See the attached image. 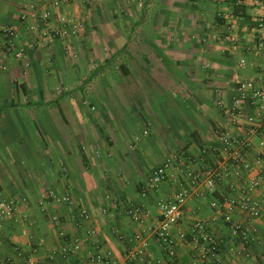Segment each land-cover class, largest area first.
Returning a JSON list of instances; mask_svg holds the SVG:
<instances>
[{"label": "crops", "instance_id": "obj_1", "mask_svg": "<svg viewBox=\"0 0 264 264\" xmlns=\"http://www.w3.org/2000/svg\"><path fill=\"white\" fill-rule=\"evenodd\" d=\"M50 1L0 0V67H4L0 68V199L19 201L15 218L0 223V259L19 260L21 252L23 257L48 260L55 253L49 264H85L88 249L99 247L124 264L129 248L143 247L162 264H215L204 255L205 244L194 239V226L202 223L220 242L218 256L223 264H264V217L254 218L239 205L244 199L259 202L264 214V184L253 193H247L243 184L245 179L264 175V127L249 137L242 179L227 172L211 190L201 179L198 190L205 195L187 203L184 220L174 228L178 246L173 258L156 243L154 229L180 182L189 184L188 166H172L167 181L144 193L151 170L175 152L190 156L195 162L191 169L196 170L203 146L215 131L243 135L242 126L226 115V107L237 80L264 79V55L253 50L256 40H244L245 26L253 27L255 18H264V8L248 0L247 22H243L234 20L224 0H201L213 4V9L209 5L201 9L200 0H164L172 5L159 13L155 11L159 0H72L61 12L80 24L79 33L43 46L21 17L31 11L39 17ZM115 2L134 4L133 28H111L100 19L98 5ZM10 28L16 30V37L8 51L3 32ZM231 28L237 41L228 46L224 37ZM261 33L264 36V26ZM116 34L124 35L119 53L129 39L133 41L128 67L134 71L122 65L125 74L114 81L105 77L104 70L102 79L110 85L101 90L105 101L98 108L93 101L97 91L72 90L77 77L65 50L85 52L82 65L87 56L91 62L93 54L104 69L108 64L104 43L111 45L109 38ZM243 59L246 64L240 66ZM158 80L168 84L165 91ZM61 87L66 90L59 91ZM54 105L59 114H52L59 116L62 125L52 115L47 124L38 121L32 128L38 109ZM72 106L78 111L74 126L67 121ZM21 114L33 118H15ZM90 115L97 117V123ZM204 161L212 169L223 168L222 157L211 151ZM64 197L69 201L63 202ZM130 201L150 215L136 221L115 209ZM213 201L223 211L212 207ZM81 209L88 211L86 216H78ZM224 210L252 229L255 241L246 249L240 248L225 224ZM74 239L81 241L82 251L64 258L60 249Z\"/></svg>", "mask_w": 264, "mask_h": 264}, {"label": "built area", "instance_id": "obj_2", "mask_svg": "<svg viewBox=\"0 0 264 264\" xmlns=\"http://www.w3.org/2000/svg\"><path fill=\"white\" fill-rule=\"evenodd\" d=\"M72 0H51L42 14L38 17L34 11L28 15L21 17L23 22H29L28 31L37 38L43 46L52 43L56 38L61 40L68 39L76 36L80 30V24L67 14L61 12L63 6L70 4ZM231 8L232 17L236 21L247 22L246 6L248 0H224ZM256 4L264 8V0H256ZM29 18H32L29 20ZM234 27V24H232ZM264 26V18L257 17L254 20V26H245L244 40L246 42H254L253 50L257 53L264 55V36L261 30ZM233 28L228 31L224 37L225 45L230 46L231 43L237 41L232 32ZM5 38L8 40L7 50L13 48V40L16 37V30L10 28L3 32ZM261 34V35H260ZM246 61L243 59L239 65H245ZM4 69V67H0ZM250 110V113H247ZM226 115L236 124L242 126L244 129L243 135H235L227 130H219L213 133L211 139L202 149V156L205 159L207 153L211 151L215 155H219L223 159V168L221 170L212 169L207 165L204 159H201L198 168L191 169L195 164L190 156L184 152H175L166 160L153 168L149 175L147 185L144 186V193L149 191H156L161 184L168 180L170 174L169 170L172 166L178 163H185L188 166L187 176L189 184L180 182L179 188L168 201L160 214V219L156 228L154 229V238L156 243L164 251V255L169 258L176 256V249L178 246L176 237L174 235V228L179 225L185 218V209L187 203L196 198L204 197V192L198 190L201 179L204 178V185L207 190L214 189L217 184L222 183L225 173L230 172L236 178L242 179V171L247 167L246 151L250 145V135L257 134L259 129L264 127V79L262 78H248L237 80L234 87V97L232 98L229 107H226ZM244 118L239 122L240 118ZM148 130L145 131V134ZM180 160V162H179ZM264 174V173H262ZM245 191L253 193L263 187L264 175H258L249 179L243 180ZM49 194L56 197L53 191ZM262 200H264V190L261 192ZM63 202H68L69 198L64 197L61 199ZM234 203V202H233ZM121 205V206H120ZM116 205L115 209L122 210L126 216L136 221H141L143 218L148 217L150 213L143 208L142 205L129 202L127 204ZM240 207L245 209L252 217H264L262 207L259 202L244 199L240 202ZM211 206L223 211V206L217 201L211 202ZM223 219L227 224L235 239L238 241L242 250L255 241V235L252 229L245 224L233 220L231 213L224 210ZM19 212V201L16 198H2L0 199V223L5 220H13ZM88 211L81 209L78 216H86ZM193 235L196 243L203 242L204 255L210 256L214 259L215 264H223L218 254L221 248L220 242L213 238L206 226L198 223L194 226ZM140 239L138 236L136 238ZM130 240V244L132 245ZM18 251V250H17ZM82 251L81 241L74 239L67 242L59 251L64 258H70L77 255ZM55 253L49 256L48 260H40L34 256L23 257L21 252H18L19 260L13 258H2L0 264H49L54 258ZM85 264H119L118 261L103 251L99 247H92L88 249L85 254ZM22 258V261H21ZM142 264H162L160 259L154 257L150 252L142 248H129L127 254L124 256V264H135V262Z\"/></svg>", "mask_w": 264, "mask_h": 264}, {"label": "rangeland", "instance_id": "obj_3", "mask_svg": "<svg viewBox=\"0 0 264 264\" xmlns=\"http://www.w3.org/2000/svg\"><path fill=\"white\" fill-rule=\"evenodd\" d=\"M186 2L188 3L189 0H186ZM197 4H199V7L201 9H204L206 7L208 8V5H209V7H210V5L211 6L213 5V4H208V3L205 4V2H202L201 0L198 1ZM170 5H172V4H170L168 2H164V0H159V3L155 4V6H156L155 11L157 13H159L161 10H164L165 7L168 8ZM98 7H99V10H101V12H100L101 18L100 19L104 23H106L105 24L106 26H109L111 28H120V29L122 27H127V26L133 28V9H134L133 3H131V2L130 3L127 2L126 4L117 3V2L108 3V4L104 3V4L98 5ZM210 8H212V7H210ZM121 36L123 37L124 35L116 34L114 36H110L109 40H110L111 45H108V42L104 43L105 48H106L104 51V54H105L104 59L108 60V64L105 66L104 69L100 65V61L97 60V57L95 55L92 54L91 62L88 61V56H87V62L88 63L86 62V64L83 63V65H82V64H80V61L83 58L82 55H85L84 51H83L84 53H81L82 51H80L79 49H74L73 51L71 49H69V51L67 49L66 50L64 49L68 54L70 53V56L72 58L71 68L77 77L75 82H74V85H73L74 88L72 90L79 91L82 94L87 93L88 91H92V92L97 91L94 94L93 101H94V103L97 104L96 107H98V108L101 107L98 104H101L102 101H105V94L101 90H107V87L110 85L106 81H103V79H102L104 70L106 71L105 77L110 78V80L112 79L114 81H116L118 77L121 78L125 74V71H124L122 65H125L126 68H128L130 70V73H133V71H134L133 66L128 67V65L130 64L129 59L133 58V43H132L133 41H132V39H129V41L127 42V47H126L125 51L119 53V51H117V49H119V45L121 44L120 43L121 42L120 41ZM130 37L133 38V34H131ZM125 54H127V55L122 57ZM121 57L125 59V62L122 61ZM100 58H101V56H100ZM100 58H99V60H100ZM94 73H95V75H94ZM91 75H93L92 78H91ZM158 81L161 82L158 84V87L162 91H165L168 84L165 83L164 80H158ZM59 89H58L59 91L66 90V88H62V87ZM81 101H82V104H86L85 99H82ZM176 101L179 103H182L181 99H179V98L176 99ZM88 105L91 109H93V107H94L93 104L88 103ZM79 107H80V105H79ZM98 110H100V109H98ZM69 111H70L71 115H68L67 121L69 122V124L74 126L75 118L77 117L78 111H77L76 107H74V106L70 107ZM47 113L49 115H47ZM52 113L53 114L54 113L59 114V109L57 108V105H54L52 107H47L45 111L38 109V115L35 116V120H33L30 125H32V128H33V126L36 123H38V121L47 124L48 118H50V116L53 115ZM57 114L53 115V116L56 119V121L58 122L59 116ZM16 117H18L20 119L23 118L24 120H31L33 118V116L31 114H21L19 116H15V118ZM90 118L93 119L95 123H97V117L96 116L90 115ZM59 122L62 125L63 121H60V119H59ZM114 132L115 133L118 132L117 128H114ZM143 133L145 134V132H143ZM113 137H117V135H114ZM137 139L138 138H136V140ZM27 173H29V172H27Z\"/></svg>", "mask_w": 264, "mask_h": 264}]
</instances>
